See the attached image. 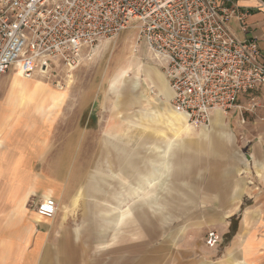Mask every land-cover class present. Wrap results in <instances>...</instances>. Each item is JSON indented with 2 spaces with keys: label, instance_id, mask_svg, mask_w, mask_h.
I'll use <instances>...</instances> for the list:
<instances>
[{
  "label": "rangeland",
  "instance_id": "obj_1",
  "mask_svg": "<svg viewBox=\"0 0 264 264\" xmlns=\"http://www.w3.org/2000/svg\"><path fill=\"white\" fill-rule=\"evenodd\" d=\"M101 45L106 48L101 50ZM140 66L144 70L156 68L164 75L147 46L137 45V31L130 29L85 49L76 67L55 60L50 72H37L33 79L23 76L29 84L37 80L34 86H38L26 95L10 94L17 76L14 74L21 73L18 69L10 70L0 85V103L9 104L10 110L6 112H16L27 121L25 124L37 125L39 134L48 136L51 148L55 147L51 154H38L34 175L39 174L41 183L54 185L50 198L58 203V219L65 222L66 228L79 230L75 240L80 246V264H228L226 250L239 230L242 210L254 207L264 187V173L262 178L258 177L247 158L257 144L256 114L263 107L249 109L246 106L249 97L245 96L243 123L239 113L234 112L236 109L225 114L228 130L234 135L233 141L227 143L226 154H213L212 142L199 140L183 130L185 136L177 139L179 147L171 151L174 156L170 159V173L149 200L152 205L134 211L130 218L115 226L109 221L117 214L113 187L118 183L106 168L108 157L135 154L139 169L148 172L152 168L149 157L154 158L167 145L170 147L171 140L175 141L169 128L154 121L156 110L166 109L165 106L142 98L152 94ZM136 83L140 84L139 88ZM56 91L65 93V99L63 104L55 106L49 94ZM20 96L25 103L17 107L12 101ZM254 96L260 98L261 92ZM35 101L50 103L56 109L46 111V105V109L37 111ZM169 105L172 108L171 100ZM213 128L212 122L211 128H194V131L211 133L212 139ZM161 131L168 134L161 135ZM118 147L126 152H118ZM243 154L250 162V172L240 175L237 171L244 167ZM89 161L93 164L87 167ZM98 164L105 166L102 174L97 170ZM227 167L235 171L231 187L246 186L247 191L239 208L226 218L225 214L232 210L231 204L221 199L219 190L207 191L206 186L212 174L221 178ZM59 168L61 175L56 173ZM102 175L106 179L100 187L103 191L88 194V190L92 191L88 184ZM115 175L127 186L134 174L129 178L119 172ZM75 176L83 178L84 185L72 190L68 184ZM33 210L37 212V208ZM211 231L219 237L213 248L207 243ZM243 262L250 264L245 258Z\"/></svg>",
  "mask_w": 264,
  "mask_h": 264
},
{
  "label": "built area",
  "instance_id": "obj_2",
  "mask_svg": "<svg viewBox=\"0 0 264 264\" xmlns=\"http://www.w3.org/2000/svg\"><path fill=\"white\" fill-rule=\"evenodd\" d=\"M250 12L219 0H0V85L18 69L30 79L50 72L55 60L76 67L85 49L130 29L153 54L172 92V108L193 128L208 127L215 112L228 114L241 95L249 109L264 88L259 44L239 39ZM248 109V110H249ZM57 202L42 201L37 214L52 219ZM216 232L208 234L213 248Z\"/></svg>",
  "mask_w": 264,
  "mask_h": 264
},
{
  "label": "crops",
  "instance_id": "obj_3",
  "mask_svg": "<svg viewBox=\"0 0 264 264\" xmlns=\"http://www.w3.org/2000/svg\"><path fill=\"white\" fill-rule=\"evenodd\" d=\"M219 2L225 6L237 5L250 12L247 33L243 32L237 21L232 22L231 30L241 40L257 42L264 63V0H219ZM145 72L143 74L147 80L149 91L154 89L156 95H151L152 97L142 95V98L145 102H155L165 106L166 109L156 110L157 118L154 121L164 124L169 128L170 133L176 134H173L175 141L172 142L171 140L170 147L167 145V149L159 151V154L154 158L149 157L152 168H148V172L139 169L135 154H112L108 157L110 160H108L106 168L109 173L113 174L112 178L118 183L113 187L117 214L109 221V223L113 221L115 226L130 218L134 211L152 205L149 200L157 194L158 185H161L162 179L170 173V159L174 156L171 151L174 147H179L180 143L177 145V139L185 136L181 133L183 131L182 126L178 125L174 118L183 115L169 105L172 93L163 73L156 68L147 69ZM14 75L18 76V74ZM17 76L11 84L10 94L26 95V92L38 87L34 86L37 80L29 84ZM258 92H261V97H256L258 100L257 107L258 109L263 107V109L258 110L256 114L258 117L256 121L257 144L252 153L247 155L251 157L250 165L256 170L257 176L262 178L264 173V88ZM43 93L45 94L46 91L44 90ZM21 96L14 99L12 104L17 107L22 106L25 102ZM243 98L245 96L241 95L237 103L238 108H235L234 111L239 113L242 123ZM43 104L44 106L40 107V103L35 101L36 110L41 111L46 105V111L56 109L52 108L50 103L45 102ZM9 106V104L0 103V264H80V246L75 240L79 230L74 231L71 227L66 228L65 222L59 220L57 214L52 219H43L33 210V208H38L37 206L43 198L52 196L50 191L54 188V185L50 183H41L38 173L34 175V161L38 158V154H51L55 147L51 148L47 140L49 139L48 136L39 134L37 125L25 124L27 121L18 116L16 112L7 113L6 111L10 110ZM244 109L247 110L245 107ZM218 116L224 118V124L222 128L215 126L212 139L207 138V132H199L198 134L192 130L193 134L200 136L199 140L212 142L211 152L216 155L226 154L228 151L227 143L234 139V135L228 130L225 116L219 112L213 115L217 120ZM221 130L224 132L222 138L216 133L221 132ZM160 133L161 135L168 134L165 131ZM116 149L120 153L126 152L122 147ZM72 153H74L73 148L70 151V154ZM242 157L244 167L237 171L240 175L250 172V162L245 159L244 154ZM92 164V161L87 162V167ZM104 167L103 164H98V172L102 174ZM77 170L79 169L77 168ZM118 172L127 178L131 177L132 174L137 173L138 175H132V179L127 182L129 184L126 186L123 181L118 179L117 175L114 176V173ZM234 172V169L227 167L221 178L214 173L206 186L207 191L219 190L221 199L224 198L231 204L232 210L225 214L226 218L232 216L234 211L239 208L241 197L247 191L246 186L231 187V178H233ZM56 173L61 175V168ZM102 180H106L103 175L100 178H95L94 183H89L88 186L92 191L88 190V194L89 192L90 195L97 191L102 192L103 189L100 188ZM68 185L72 190L81 187L84 185L83 178L78 179L75 176ZM120 189L122 191H119ZM254 203L253 208L247 209L245 212L242 210L239 230L226 250V254L229 252L226 257L228 264L234 262L243 264V258L250 264L264 262V187L259 199H256ZM123 205L126 207L125 210L121 207ZM87 218L90 217L87 216Z\"/></svg>",
  "mask_w": 264,
  "mask_h": 264
},
{
  "label": "bare ground",
  "instance_id": "obj_4",
  "mask_svg": "<svg viewBox=\"0 0 264 264\" xmlns=\"http://www.w3.org/2000/svg\"><path fill=\"white\" fill-rule=\"evenodd\" d=\"M107 46H108V44H107ZM103 48H106L104 45L103 46H101L100 47V49L102 50ZM134 59V58H133ZM139 71L141 72V73H143V72H145V70H144V66L142 67V66H140L139 67ZM130 72V71H129ZM146 73V72H145ZM147 74V73H146ZM18 75L19 76H17V77H19L21 80H27L25 77H23V75L21 74V73H18ZM36 75V74H35ZM21 76V77H20ZM23 77V78H22ZM33 78H36V77H32V78H30V79H33ZM136 78V77H135ZM137 80V79H136ZM41 84L43 83L41 80H38ZM137 81H139V80H137ZM147 81V80H146ZM137 84V83H136ZM151 84V83H150ZM138 85V87L140 86V84H137ZM142 86V85H141ZM121 88V87H120ZM135 89L137 90V87H135ZM150 92H151V94H152V96H154V95H156V92H155V90L154 89H151L150 90ZM22 93V92H21ZM22 95V94H21ZM49 97H50V99H51V102H53V104H55V106L56 105H59V104H63V102H64V99H65V93H63L62 91H60V92H58V91H56V93H52L51 95H49ZM162 98V97H161ZM44 102H42V103H40L41 105L43 104ZM216 113V112H215ZM219 113H221V112H219ZM222 115H224L225 116V114H223V113H221ZM183 115V114H182ZM175 118V120L178 122V124L179 125H181L182 126V128H183V130L184 131H186V132H188V134L189 135H193V136H197V137H200V136H198V135H195V134H193L192 133V131L190 130V129H193L194 130V128H192V126L188 123V118L185 116V115H183V116H180V117H174ZM212 122H213V130H212V133H213V131H214V129H215V126H218L219 128H221L222 126H223V124H224V118L222 117V116H218V120L215 118V117H212V120H211V124L208 126V127H203L202 129H209V128H211V126H212ZM196 133V132H195ZM219 133V131L217 132V134ZM210 134L211 133H209V134H206V136H207V138H210ZM224 134H223V132H220L219 133V136H220V138H222V136H223ZM130 161V160H129ZM128 163V162H127ZM48 198H50V197H48ZM39 216V215H38ZM40 217V216H39ZM41 218V217H40ZM245 262H243V264H244Z\"/></svg>",
  "mask_w": 264,
  "mask_h": 264
},
{
  "label": "water",
  "instance_id": "obj_5",
  "mask_svg": "<svg viewBox=\"0 0 264 264\" xmlns=\"http://www.w3.org/2000/svg\"><path fill=\"white\" fill-rule=\"evenodd\" d=\"M247 158H248L249 161H251V157L249 155H247Z\"/></svg>",
  "mask_w": 264,
  "mask_h": 264
}]
</instances>
